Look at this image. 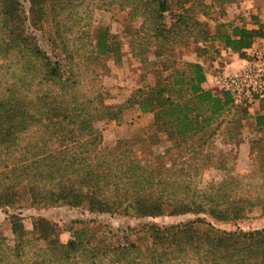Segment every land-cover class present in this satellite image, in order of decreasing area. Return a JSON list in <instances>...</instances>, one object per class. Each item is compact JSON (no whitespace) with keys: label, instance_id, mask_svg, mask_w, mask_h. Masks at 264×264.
Wrapping results in <instances>:
<instances>
[{"label":"trees","instance_id":"obj_1","mask_svg":"<svg viewBox=\"0 0 264 264\" xmlns=\"http://www.w3.org/2000/svg\"><path fill=\"white\" fill-rule=\"evenodd\" d=\"M29 1L32 26L50 28L48 36L61 61L53 60L28 32L20 0H0V210L15 207L19 188L26 184L31 206L37 209L67 206L90 213L160 218L171 207L173 216L196 219L169 228L147 227L144 233L152 246L144 248L116 246L99 238L84 243L78 234L67 245L42 247L40 243L48 244L54 234L53 226L38 221L35 233L42 236L31 239L22 220L14 218L15 244L0 243V264H57L59 259L58 264L75 259L83 264H264V230L219 231L208 220L236 223L256 205L264 214V199L261 203L250 199L247 179L229 177L204 190L194 182L201 169L193 160L227 124L239 122L241 127L251 114L248 106L235 104L226 92L209 89L208 72L200 63L159 78L153 88L140 89L134 100L140 113L153 116V132L173 141L171 150L178 155L170 168H157L143 164L130 151L105 148L95 123L118 120L123 109L107 107L97 96L80 95L86 77L83 66L116 51L107 35L97 43L91 38L97 9L131 11L143 21L139 59L151 68L156 63L148 60L152 51L158 60L193 38L201 44L218 42V53H226L228 64L235 56L244 60L264 41V23L253 16L251 27H231L228 32L219 25L211 37L207 26L196 20L198 9L211 18L216 6L242 0H211L210 5L209 0H179L183 13L169 27L164 17L170 11L168 0ZM190 3L193 7L186 9ZM32 92L36 104L29 102ZM232 110L239 116L227 121ZM257 110L255 122L264 133V97ZM230 135L239 142L238 136ZM217 167L224 169L225 163L219 161Z\"/></svg>","mask_w":264,"mask_h":264},{"label":"rangeland","instance_id":"obj_2","mask_svg":"<svg viewBox=\"0 0 264 264\" xmlns=\"http://www.w3.org/2000/svg\"><path fill=\"white\" fill-rule=\"evenodd\" d=\"M170 11L164 14L165 24L169 27L176 22V16L183 13L179 0H168ZM28 19L27 30L37 39L40 47L56 61H61L60 52L50 42L48 31L35 28L31 24L30 1L20 0ZM213 1H207L212 4ZM193 4H187L191 9ZM196 20L207 26L209 36L217 33L219 25L231 32V27L252 26V17L264 20V0H242L239 3L216 6L212 9L211 18L204 16L202 10L195 11ZM192 14L191 16H193ZM143 21L134 18L131 11L117 8L97 9L94 12L91 38L97 43L100 36L107 35L109 42L115 44L113 54L100 57L96 62L83 66L85 78L80 88L81 96H97L103 105L123 109L118 120L104 119L95 123V130L104 139V147L110 150L130 151L143 164H153L159 168H170L177 161V151L171 150L175 143L163 134L152 130L153 116L142 114L134 100L140 89L153 88L158 79H167L177 71L186 70L189 64H202L208 75L218 74L225 69L226 53H218V42L211 40L201 44L191 39L186 46L166 52L158 60L152 51L148 60L156 62L153 68L144 65L139 59V31ZM2 62L0 61V64ZM167 69V70H166ZM166 70V71H165ZM155 72L157 74H155ZM29 102L35 103V92L30 94ZM258 110L254 109L248 118L233 126L228 124L218 133L204 152L193 162L200 166L199 178L194 181L204 190L211 185H219L229 177L241 176L247 179L251 187L249 197L254 203L264 199V133L259 132L255 122ZM236 110L227 116L230 121ZM215 128V126H214ZM238 136L239 142L233 141L231 135ZM240 143V144H239ZM199 142H197V145ZM219 161L225 163L224 169L218 168ZM194 174V172L191 171ZM246 181L241 182V188ZM261 203V202H260ZM171 207H166L165 215L160 218H133L125 215L90 213L87 208L37 209L31 206L29 187L24 184L19 188V201L13 208L0 210V243L7 247L14 246L13 219H20L31 239L41 238L35 233V224L46 221L54 228L49 243L44 246L67 245L75 235L87 243L99 238L116 246L151 247L152 241L144 233L152 226L169 228L193 222L194 215L173 216ZM217 230L226 232L243 231L246 233L264 230V214L260 205L249 208L245 217L236 223H218L208 218ZM42 232L41 234H43ZM109 261L107 264H110ZM61 263V260H58ZM57 263V264H58ZM70 264H83L80 259ZM87 264L89 262L87 261Z\"/></svg>","mask_w":264,"mask_h":264},{"label":"built area","instance_id":"obj_3","mask_svg":"<svg viewBox=\"0 0 264 264\" xmlns=\"http://www.w3.org/2000/svg\"><path fill=\"white\" fill-rule=\"evenodd\" d=\"M239 61L237 69L208 75L207 87L230 94L235 104L246 105L252 111L258 109L264 97V44L250 49L247 58Z\"/></svg>","mask_w":264,"mask_h":264},{"label":"crops","instance_id":"obj_4","mask_svg":"<svg viewBox=\"0 0 264 264\" xmlns=\"http://www.w3.org/2000/svg\"><path fill=\"white\" fill-rule=\"evenodd\" d=\"M262 22L264 23V20ZM261 44H264V41H262ZM224 64H225V69L234 70V69H237L240 66V61L235 56L233 58V62H231V64L230 63L228 64L227 61H225Z\"/></svg>","mask_w":264,"mask_h":264}]
</instances>
